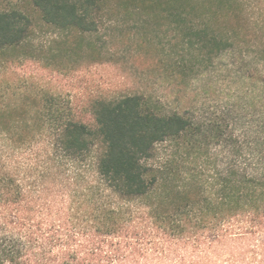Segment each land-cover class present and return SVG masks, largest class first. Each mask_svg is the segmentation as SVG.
Masks as SVG:
<instances>
[{"label": "trees", "instance_id": "1", "mask_svg": "<svg viewBox=\"0 0 264 264\" xmlns=\"http://www.w3.org/2000/svg\"><path fill=\"white\" fill-rule=\"evenodd\" d=\"M31 3L66 34V53L99 54L100 38L87 36L109 11L173 25L202 60L264 45L262 0ZM33 25L20 9L0 10V59L27 48ZM230 130L159 113L139 93L77 110L46 91L0 103V264H264V124Z\"/></svg>", "mask_w": 264, "mask_h": 264}, {"label": "rangeland", "instance_id": "2", "mask_svg": "<svg viewBox=\"0 0 264 264\" xmlns=\"http://www.w3.org/2000/svg\"><path fill=\"white\" fill-rule=\"evenodd\" d=\"M263 7H255L260 20ZM10 8L30 15L34 25L27 48L22 44L2 54L0 103L16 101L23 91H46L77 110L96 96L139 93L159 113L189 112L226 132L264 124V45L258 41L202 60L181 47L173 25L146 13L109 11L98 34L87 36L92 43L100 38L99 54L86 47L66 53V34L43 23L31 0H0V10Z\"/></svg>", "mask_w": 264, "mask_h": 264}]
</instances>
